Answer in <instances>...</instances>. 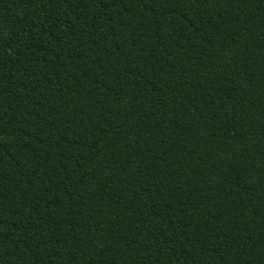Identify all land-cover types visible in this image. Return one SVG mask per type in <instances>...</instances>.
<instances>
[{"label":"trees","instance_id":"obj_1","mask_svg":"<svg viewBox=\"0 0 264 264\" xmlns=\"http://www.w3.org/2000/svg\"><path fill=\"white\" fill-rule=\"evenodd\" d=\"M0 264H264V0H0Z\"/></svg>","mask_w":264,"mask_h":264}]
</instances>
